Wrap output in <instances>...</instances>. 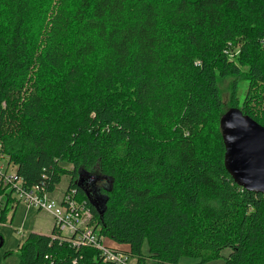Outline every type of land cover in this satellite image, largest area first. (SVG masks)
I'll return each mask as SVG.
<instances>
[{
    "label": "trees",
    "instance_id": "16d2710c",
    "mask_svg": "<svg viewBox=\"0 0 264 264\" xmlns=\"http://www.w3.org/2000/svg\"><path fill=\"white\" fill-rule=\"evenodd\" d=\"M231 107L264 125V0H0V160L50 192L69 174L136 264L226 247L224 264H264V193L225 168ZM54 232H30L18 264H112Z\"/></svg>",
    "mask_w": 264,
    "mask_h": 264
},
{
    "label": "built area",
    "instance_id": "2783aa9c",
    "mask_svg": "<svg viewBox=\"0 0 264 264\" xmlns=\"http://www.w3.org/2000/svg\"><path fill=\"white\" fill-rule=\"evenodd\" d=\"M0 181L27 206L52 213L54 238L70 241L71 245L78 249L85 246L95 247L101 253L103 261L112 264H132L129 263L131 259L129 253L107 245L103 242L104 237L90 225L92 211L86 201L77 198L76 187L72 186L66 190L61 200L57 202L49 196L50 191L44 189L41 184L27 186L15 169L10 170L3 163H0ZM73 263H77V258Z\"/></svg>",
    "mask_w": 264,
    "mask_h": 264
},
{
    "label": "rangeland",
    "instance_id": "374dc122",
    "mask_svg": "<svg viewBox=\"0 0 264 264\" xmlns=\"http://www.w3.org/2000/svg\"><path fill=\"white\" fill-rule=\"evenodd\" d=\"M233 52H231L232 56ZM222 89L223 98L228 104L230 96V78L225 79L220 84ZM246 91V84L240 81L238 88V97L243 99ZM6 159L2 158L0 163L6 165ZM62 165L67 168H73L72 164L68 162H62ZM10 170L14 169L10 166ZM69 174H62L59 183L56 185L53 191L49 193V196L55 199L57 202L61 200L63 194L65 193L69 181ZM17 199V198H16ZM0 214L1 208L6 206L7 198L6 196L1 198ZM54 218L51 212L48 210L36 209L31 206H27L24 202L18 201L16 203L9 202L8 208L6 210V217L3 222L0 223V232L3 235V246L0 247V264H18L20 261V251L18 244L22 243L26 236L30 232H38L42 234H50L53 229ZM106 244L107 240L110 238H103ZM143 250L145 253L148 252L147 245L144 244ZM231 252L230 247L224 248L222 250V257L205 262V264H224V258ZM182 264H193L197 263V258L192 257H182L180 259ZM129 263L136 264V259H129ZM147 264H153L151 259L147 260Z\"/></svg>",
    "mask_w": 264,
    "mask_h": 264
},
{
    "label": "water",
    "instance_id": "95a60500",
    "mask_svg": "<svg viewBox=\"0 0 264 264\" xmlns=\"http://www.w3.org/2000/svg\"><path fill=\"white\" fill-rule=\"evenodd\" d=\"M219 127L225 145V168L242 187L264 193V125L239 107H231L221 116ZM79 179L83 182L82 177Z\"/></svg>",
    "mask_w": 264,
    "mask_h": 264
},
{
    "label": "crops",
    "instance_id": "0c3cea01",
    "mask_svg": "<svg viewBox=\"0 0 264 264\" xmlns=\"http://www.w3.org/2000/svg\"><path fill=\"white\" fill-rule=\"evenodd\" d=\"M13 168L15 169V167L13 166ZM107 245L113 247V248H116V249H124V248H127V245L125 244H122V243H118L116 241H114L113 239H108L107 240Z\"/></svg>",
    "mask_w": 264,
    "mask_h": 264
}]
</instances>
